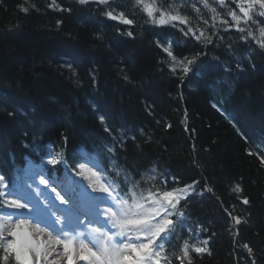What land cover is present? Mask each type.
I'll use <instances>...</instances> for the list:
<instances>
[{"label": "trees", "instance_id": "1", "mask_svg": "<svg viewBox=\"0 0 264 264\" xmlns=\"http://www.w3.org/2000/svg\"><path fill=\"white\" fill-rule=\"evenodd\" d=\"M110 2L134 23L111 20L105 6L77 0H56L70 12L54 9L52 0H0V174L10 182L27 161L45 164L61 154L73 166L93 153L118 182L130 174L147 188L155 175L171 189L198 180L215 195L193 194L182 208L181 225L189 227L184 239H207L212 252L202 258L192 253L194 264H252L244 243L264 264V164L258 155L264 153V49L238 39L235 28L203 47L177 28L146 23L134 0ZM162 2L179 5L199 23L182 0H156ZM169 46L178 58L199 54L186 76L170 71L163 50ZM81 149L89 152L84 158ZM53 168L60 182L67 181L62 164ZM236 184L248 205L231 191ZM225 208L242 221L232 228L236 236ZM179 239L165 242L166 251L178 248Z\"/></svg>", "mask_w": 264, "mask_h": 264}, {"label": "snow or ice", "instance_id": "2", "mask_svg": "<svg viewBox=\"0 0 264 264\" xmlns=\"http://www.w3.org/2000/svg\"><path fill=\"white\" fill-rule=\"evenodd\" d=\"M77 2L83 6H105L102 11L109 19L125 25L134 23L125 12H117L110 0ZM189 5L199 21L195 25L190 15L181 13L177 4L157 5L156 0H134L133 3L146 13V23L177 28L203 47L212 44L219 32L235 28L241 33L238 39L245 43L255 41L264 49V0H182L185 9ZM51 7L71 11L62 8L56 0H52ZM22 10L27 12L28 8ZM203 10L211 15L206 16ZM253 25L258 29V36ZM126 34L133 36L130 30ZM157 46L162 47L159 42ZM163 50L171 59L170 71L176 74L179 69L184 76L199 56L178 58L170 46ZM104 131L111 135L107 125ZM108 151L113 152L114 148L109 147ZM258 155L264 164V153ZM58 163L64 167L66 176L71 177L70 181L58 185L53 177L41 172L38 185L28 184L27 190L19 194L15 188L8 190L9 183L0 174V264H194L192 253L200 258L212 255L207 239L199 240L198 244H189V240L184 239L173 251L165 250V242L174 235L179 237L177 227L181 226V218H186L182 208L187 207L189 197L203 196L205 192L215 195L207 184L200 188L197 180L170 189L166 178L158 180L153 175L148 177L151 186L143 188L141 181L133 180L130 174H125L124 180L118 182L105 175L106 169L90 167L86 160H77L73 166H68L61 154L47 159L48 165ZM152 172L155 173V169ZM120 174L121 171L116 170V175ZM173 182H177L176 178ZM231 191L238 194L237 198L242 199L244 205L250 203L248 197L240 195L243 189L239 184ZM25 212L27 216L23 215ZM225 212L234 221L229 228L232 231L242 221L226 208ZM232 234L238 235L235 231ZM192 238L190 235L189 239ZM242 247L252 257V264H257L254 248L247 243Z\"/></svg>", "mask_w": 264, "mask_h": 264}, {"label": "rangeland", "instance_id": "3", "mask_svg": "<svg viewBox=\"0 0 264 264\" xmlns=\"http://www.w3.org/2000/svg\"><path fill=\"white\" fill-rule=\"evenodd\" d=\"M90 167H92V166H90ZM40 173H41V171L39 170V168L29 165V167H27V169H26V184L27 185L28 184L38 185ZM8 190L11 191V189H8ZM8 210H10V209H8ZM10 211H12V210H10ZM23 215L27 216L28 213L25 212V213H23ZM79 264H81V262H79Z\"/></svg>", "mask_w": 264, "mask_h": 264}, {"label": "bare ground", "instance_id": "4", "mask_svg": "<svg viewBox=\"0 0 264 264\" xmlns=\"http://www.w3.org/2000/svg\"><path fill=\"white\" fill-rule=\"evenodd\" d=\"M84 150H85V149H81V150L79 151V153H82V154L79 155V157H80L81 155H84V156L86 157V156L89 154V152H88V153H86V152L84 153ZM88 157H89V158H95L96 156H95L93 153H90V154L88 155ZM80 158H84V157H80Z\"/></svg>", "mask_w": 264, "mask_h": 264}]
</instances>
